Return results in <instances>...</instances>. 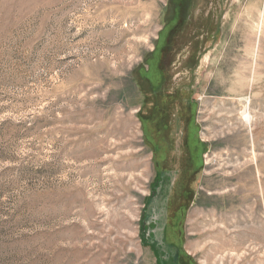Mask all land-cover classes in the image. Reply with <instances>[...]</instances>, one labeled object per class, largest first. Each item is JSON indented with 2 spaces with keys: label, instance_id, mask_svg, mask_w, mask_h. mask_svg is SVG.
<instances>
[{
  "label": "rangeland",
  "instance_id": "1",
  "mask_svg": "<svg viewBox=\"0 0 264 264\" xmlns=\"http://www.w3.org/2000/svg\"><path fill=\"white\" fill-rule=\"evenodd\" d=\"M158 171L161 253L264 264V0H0V264H159Z\"/></svg>",
  "mask_w": 264,
  "mask_h": 264
},
{
  "label": "flooded vegetation",
  "instance_id": "2",
  "mask_svg": "<svg viewBox=\"0 0 264 264\" xmlns=\"http://www.w3.org/2000/svg\"><path fill=\"white\" fill-rule=\"evenodd\" d=\"M160 166V165H159ZM158 176V177H157ZM156 176V179L150 184V191L151 194L150 196L145 200L144 202V207H145V211L143 212V217H142V224H141V235L140 237L142 238V240L144 241L145 244H147L148 246H150V248H153L155 253H157L158 256V263L159 264H167V262L171 264H183V260L182 259V255L180 254V251H177V246H172L173 252H175L174 254H164L161 253V248L158 245V242L156 241L154 237V231L157 228V225L151 220V216H152V204H153V200L160 194H161V190L163 189V185H164V175H162L161 171H158ZM165 232H166V227L164 228V240L163 243L166 242V237H165ZM172 245V244H171ZM182 259V261H181ZM185 262H187L186 260H184Z\"/></svg>",
  "mask_w": 264,
  "mask_h": 264
},
{
  "label": "bare ground",
  "instance_id": "3",
  "mask_svg": "<svg viewBox=\"0 0 264 264\" xmlns=\"http://www.w3.org/2000/svg\"><path fill=\"white\" fill-rule=\"evenodd\" d=\"M244 116H245V122H246V124L249 125L251 123V117L249 116V114H247V111L244 114Z\"/></svg>",
  "mask_w": 264,
  "mask_h": 264
},
{
  "label": "trees",
  "instance_id": "4",
  "mask_svg": "<svg viewBox=\"0 0 264 264\" xmlns=\"http://www.w3.org/2000/svg\"><path fill=\"white\" fill-rule=\"evenodd\" d=\"M158 112V110L156 111V113L154 114V115H156V120L158 121L159 120V114L157 113ZM162 123V122H161ZM155 126H158V124L156 125V123H155ZM156 129V128H155ZM185 263V261L183 260V264Z\"/></svg>",
  "mask_w": 264,
  "mask_h": 264
}]
</instances>
